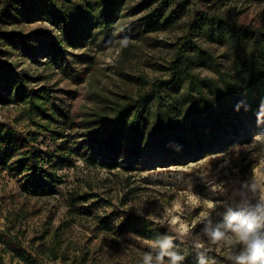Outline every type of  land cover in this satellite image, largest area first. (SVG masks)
<instances>
[{
  "label": "rangeland",
  "instance_id": "obj_1",
  "mask_svg": "<svg viewBox=\"0 0 264 264\" xmlns=\"http://www.w3.org/2000/svg\"><path fill=\"white\" fill-rule=\"evenodd\" d=\"M14 1L0 0V12L6 5L13 8ZM142 1L127 0L121 19L113 26V44L105 50L99 47L98 38L90 42L84 37L76 48L66 47L60 43L59 29L46 20L23 21L14 9H9L11 17L0 14V64L28 90H45L49 117H38L29 105L18 101L15 92L8 91V79L1 80L0 264H18L17 252L33 254L32 240L56 228L69 256L74 248L88 252L87 264H141L146 252L153 255L155 263L163 249L140 237L139 227L131 224V219L149 222L152 230L163 234V240L174 237L172 242L193 248L203 243L205 247L200 249H205L213 245L209 231L224 226L220 221L224 210L244 213L253 202L264 204V166L260 165L264 146L254 147L250 142L247 132L252 126L247 122L242 125L241 139L197 162L181 159L179 165L164 166L155 159H143L137 169L109 172L89 167L77 156L62 158L61 138L81 136L79 129H70L68 120L76 122L94 112L96 104L105 98L111 102L120 96L135 97L139 91L149 90L148 82L167 78L163 69L174 58L177 40L189 35L188 26L196 13L226 17L236 24L264 30V0H170V10L182 12L179 20L153 33H126L125 29L144 15L134 14ZM54 2L67 6V0ZM116 29H122L119 37L130 38L129 56L124 55L126 48L119 47ZM3 34L14 39L9 41ZM195 41L214 58L206 67L194 68L196 74L213 78L216 68L225 71L231 66L227 48ZM53 46L59 47L61 56ZM259 138H253L254 142ZM23 139L29 142L28 148L23 147ZM32 156H38L37 162L30 161ZM59 160L64 161L63 166L58 165ZM40 170L53 172L54 179H47ZM87 184L92 186L91 194L99 197L72 205L69 193L80 186L88 192L91 187ZM43 185L55 194L36 192ZM177 198L184 205L181 221L189 227L201 212L206 213L187 236L179 235L183 230L179 225L173 231L168 222L166 207ZM205 201H212L215 207H206ZM137 210L154 214L163 223L146 220L136 214ZM224 232L232 235L227 229ZM47 264L65 263L58 260Z\"/></svg>",
  "mask_w": 264,
  "mask_h": 264
},
{
  "label": "trees",
  "instance_id": "obj_2",
  "mask_svg": "<svg viewBox=\"0 0 264 264\" xmlns=\"http://www.w3.org/2000/svg\"><path fill=\"white\" fill-rule=\"evenodd\" d=\"M14 2L13 8L6 5L1 10L2 18L11 17L9 9H14L23 21L41 19L57 27L61 45L76 48L84 37L90 42L98 38L99 47L105 50L113 44V26L121 19L127 0H81L79 3L67 0L66 7H59L54 0ZM171 4L170 0H143L138 3L134 14L145 13L125 32L142 30L153 33L166 29L182 14L179 9L170 10ZM188 31L189 35L177 40L174 58L163 69L167 78L148 82L149 90L139 91L135 97L120 96L111 102L105 98L101 101L103 106H99V102L94 112L82 116L76 120L77 123L68 120L66 124L70 129H79L81 136L72 134L61 138L59 153L63 159L77 156L83 158L87 166L109 172L137 169L143 159H155L164 166L179 165L181 159L197 162L223 152L235 140L241 139L244 122L252 126L247 134L254 147L264 146V123L258 122V115L264 113V30L200 12L190 20ZM2 37L9 41L14 39L11 34H3ZM197 39L227 48L231 66L225 71L216 68V77L213 78L196 74L194 68L206 67L214 61L211 53L196 43ZM53 47L56 55L61 56L59 47ZM124 55H130L129 46ZM3 78L8 79V91L15 92L20 103L29 105L38 117L49 118L45 90H28L16 76L13 77L10 69L0 64V82ZM16 82L19 83L17 86ZM108 104L114 107L110 108ZM258 136L260 138L254 142L253 138ZM22 145L28 148L29 142L23 139ZM38 156H32L30 161L37 162ZM7 158L8 155L4 160ZM63 164L64 161L59 160L58 165ZM39 173L47 179L55 177L53 172L40 170ZM87 186L91 187L88 192L80 186L69 193L72 205L99 197L91 194L90 184ZM36 192L55 194L44 185ZM253 203L243 211L259 216L257 209L261 204ZM233 213L240 211L224 210L221 213L220 221L224 223L219 228L221 231L226 229L228 218ZM130 222L139 227L137 234L145 240L163 241V234L152 230L149 222L138 218ZM258 224L264 225V219ZM49 230L32 240L33 254L22 250L17 252L18 264H47L58 260L65 264H87L88 252L74 248L69 256V250L63 248V241L59 238V228ZM260 230L264 231V227ZM118 234L123 235L121 232ZM172 245L168 251L184 257L179 264H234L227 256L241 250L240 245L229 246L226 241L213 243L205 249L184 247L176 241Z\"/></svg>",
  "mask_w": 264,
  "mask_h": 264
},
{
  "label": "clouds",
  "instance_id": "obj_3",
  "mask_svg": "<svg viewBox=\"0 0 264 264\" xmlns=\"http://www.w3.org/2000/svg\"><path fill=\"white\" fill-rule=\"evenodd\" d=\"M122 29H116L114 35L119 37ZM120 49L126 48L130 44V38L127 36L119 37L118 40ZM258 122L264 123V113L258 115ZM260 165L264 166V159H261ZM256 168H253V174L255 175ZM215 190V189H213ZM264 199V197H262ZM184 203H189L185 201ZM205 206L209 204L215 207L212 201H205ZM192 206V205H191ZM167 217H170L168 221L172 225V230L177 231L176 226L179 225L182 231H179L180 236H187L189 232L195 228L197 222L200 218L206 216L205 212H201L196 220L192 221L189 227L185 222L181 221V216L184 213V205L179 202V198L172 202L171 207H166ZM257 212L260 213L259 216L252 214H245L243 212L233 213L225 225L226 229L231 232V236H226L224 231L216 229L215 231H209V236L214 244H219L221 241H226L229 246L240 245L241 250L236 253L233 252L227 256V259L233 261L234 264H264V231H261V227L264 225H259L258 221L264 219V204H261ZM175 213H179L176 215ZM137 215L143 216L146 220H159L154 214L144 215L141 210H137ZM159 222L163 223L159 220ZM174 237H168L165 240H155L152 242V247H159L163 251L155 257V264H179L184 257L178 255L175 252H169L168 249L171 248L172 240ZM198 248H203L205 245L200 243L197 245ZM165 257H170V259H165ZM141 264H153V256L146 252L142 258Z\"/></svg>",
  "mask_w": 264,
  "mask_h": 264
}]
</instances>
